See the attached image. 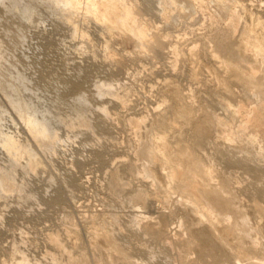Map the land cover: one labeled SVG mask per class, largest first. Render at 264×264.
I'll list each match as a JSON object with an SVG mask.
<instances>
[{
	"label": "rangeland",
	"instance_id": "374dc122",
	"mask_svg": "<svg viewBox=\"0 0 264 264\" xmlns=\"http://www.w3.org/2000/svg\"><path fill=\"white\" fill-rule=\"evenodd\" d=\"M79 1L70 9L61 0H0V180L11 186L0 190V264H23L22 257L24 264L219 260V251L211 254V247L196 243L204 227L196 226L166 170L144 155L165 124L176 127L173 138L201 155L212 184L247 218L249 239L241 237L232 212L231 227L225 224L234 252L260 259L264 97L235 78L227 76L226 86L217 81L207 57L224 59L246 37L252 16L264 34V0H123L135 26L145 30L141 41L131 25L120 28L113 17L95 22L86 12L88 0ZM247 63L263 83L264 65ZM238 104L244 111L260 108L261 133L247 123L244 135H237L241 114L233 118L228 106ZM186 106L205 125L204 134L193 123L176 121L175 110ZM217 121L226 123L224 129ZM28 122L43 136L31 138ZM147 166L154 178L143 173ZM142 217L152 218L147 223L154 229L144 227ZM187 228L196 238L192 250L183 245L192 238ZM221 259L214 264H232Z\"/></svg>",
	"mask_w": 264,
	"mask_h": 264
},
{
	"label": "bare ground",
	"instance_id": "6f19581e",
	"mask_svg": "<svg viewBox=\"0 0 264 264\" xmlns=\"http://www.w3.org/2000/svg\"><path fill=\"white\" fill-rule=\"evenodd\" d=\"M165 1L167 2L168 0H165ZM61 2L64 3L67 7H70V9H77L80 5L79 0H61ZM122 2H123V0H97V1L96 0H88V4L86 6V12H87V14L90 15V17L92 16V18H93V20H95V22L98 21V22H101L102 24L105 23V21L111 19V17H113V21H114L112 23H115L120 28H126L127 24H129V25H131L130 33L133 36H135L137 38V40H140V41L145 40V38H146L145 30L143 28H141L140 26H135V22L132 19L131 10L124 8L122 5ZM252 17H250L251 21H249V23H251V24L244 26V35H246V37L243 36V38L241 37L240 39L236 40L234 42L233 49H231L228 52V54L225 56L224 59L219 60V59H217V57L215 55H212V54H208L209 56L207 55L208 56L207 58H208L209 62H211L210 65H212V67L214 68V70H213L214 72H212V74H214L216 76L215 79H217V81L218 80L222 81L224 83V85L226 86V84L228 85L227 76L230 77V79L235 78L234 80L236 83L243 85V86H246L249 91L254 92L257 95H260V97L261 96L264 97V82L262 83L260 81L262 77L260 78V80H258L255 72H253L254 69L252 67L249 68L247 66H243L246 61H248V63H253V64L257 63V61H258V63L260 62V63H262V65H264V34H262V30H261V33L259 32L262 24H260V21L258 20V18H252ZM110 26H112V25H110ZM252 60H254V61H252ZM225 90H227L226 92H228L229 96L232 97L233 93L231 92V90L228 89V86L225 88ZM228 93H227V95H228ZM175 104H176V102H175ZM228 107H230V115L233 118L235 117V115L239 116V114H241V117L239 116V118H238V121L240 123V127L238 128L239 132L237 135H239V134L242 135L245 131H247V123H251L252 127L256 130V132H260L262 130L260 128V124H261V119H260V115H259L260 108H248L247 111H244L245 108L241 104H238L237 108H234V109H232L230 105ZM175 118H177L176 121L185 120L186 122L188 121V123L190 125L192 123L195 124L196 132L199 131L200 135L205 133V125H199L195 122V119L192 116V113H191L190 109L188 108V106H186L184 108L176 109L175 110ZM240 118H242V119H240ZM150 122H152V121H150ZM186 122H185V124H187ZM231 122H232V120H231ZM136 123H137L136 125L139 126L141 122L138 121ZM239 123H238V126H239ZM216 125L221 126V128L223 127V129H224V127L226 126V123L217 121ZM26 126H27L26 130H27L28 134L31 136V138L34 139L37 136H43V130L42 129L39 133L35 132V125L33 123L28 122V124ZM175 129H176V127L174 125L165 124L161 128V130H163V131L161 132V130H160L159 135L157 133L156 137H154L155 141L152 142V144L154 143V145L152 147H150L151 150L148 152V150H149L148 149L147 153L144 155L156 157L155 158L156 159L155 160L156 165L160 168V170H163V169L166 170V173H167L166 178L169 180V183L172 184L171 185V186H173L172 190L177 192V193H180L184 197V201H182V204L184 207H186L188 213L192 215L196 224H198L196 226L201 225L200 226L201 228L204 227V229H203L204 231H202V232L200 231L201 233L198 235L199 230H202V229L198 230L195 227V225H193L198 230L197 234L194 233V235H196V237L198 235V237H197L198 242H196V243L198 244V246H200V244H201V246L206 245L207 247H211L210 248L211 254H212L213 250H215L214 252L219 251V253L221 255L218 253L217 256L220 255L221 256L220 259L223 257V258H226L225 260H227V259L230 260L232 264H264V257H263L264 254L262 257L260 256L261 258L259 257L260 259H257V258L248 259L247 254H246L247 258L244 256L242 257V255H241L242 253L239 254L241 252V250L238 253L234 252L233 247L230 244V241H231L230 238L233 236V234H231L230 230L227 228L228 226L229 227H231V226L226 224V223H229L228 222L229 221V214H231V212H232V214H234L237 217L238 223L240 224V226L243 229L242 230L243 235L242 236L240 235V236L241 237L244 236V238L249 239L250 238V231L248 230V226H247V218L244 217L243 214L240 212V210H238L237 208L232 209V205H231V202H232L231 198L232 197L231 198L225 197L223 193L219 192V188H217L216 185L212 184L213 183L212 182L213 177H212V173H211L212 170L210 168H209L210 171L208 170V168H207V170L204 169L205 165L203 167V165L201 163V159L199 158V157H201V155L198 156L197 152L195 154H193L192 149H190L188 146L183 144L178 139V137L177 138L175 137L176 139L173 138L174 133H175L174 132ZM224 137H225V135H224ZM170 138L174 139L173 140V148L175 151L174 152L172 151L173 153H169L168 152L169 149L166 150V147L169 146L168 139H170ZM249 138H250L251 142H254V139H255L254 136H251ZM223 139H225V138H223ZM152 140H154V139H152ZM13 141L14 140H12V139L8 140V142H10L9 143L10 146H14L15 142H13ZM227 141H230V139L229 140L227 139ZM149 156H145V157L147 158ZM148 159H149V161L151 160L150 158H148ZM149 164H150V162H149ZM33 165L29 164V166H31V168ZM153 165H154V163H153ZM149 166H147L145 168L146 170L143 173L146 176H153V178H154V175H153L154 172L150 170L151 168L150 169L148 168ZM164 175L165 174H163V176ZM157 176H159V179H162V178H160V177H162V174H157ZM5 186L7 187V189L9 187L8 191H10L11 186L6 185L4 179L0 180V190L3 189V191L6 190V192H7V189ZM139 219H141V218H139ZM150 219H152V218H150V217H144L143 218L142 217L141 220H143V223H145V225H146V226L144 225V227L151 226V225H149V223H147V222H149L148 220H150ZM140 222L142 223V221H140ZM225 224L227 225V227L225 226ZM220 226H222V229H219V228H221ZM189 227H190V225H189ZM194 227H193V230H194ZM150 228L152 230L153 227H149V229ZM188 228H187V231H188ZM190 231H192V230H190ZM188 232H186V233H188ZM231 232H232V229H231ZM189 234H192V232H189L187 234V236ZM96 237H95V239H96ZM188 237H191V236H188ZM98 238L96 240H98ZM52 239L54 240V238H52ZM187 239H189V238H187ZM193 239H194V236L192 234L191 240L189 239L190 241L188 240L189 242H187V243L184 242L183 245L186 249H189L190 244H193V247H194V241H196V238L194 239V241H193ZM247 239H246V242H247ZM185 241H187V240H185ZM52 242L54 244V241H52ZM231 242H232V244H235L234 243L235 241L234 242L231 241ZM236 242H237V240H236ZM251 242H252V246H250V247L253 248V250H256L257 249V245H256L257 241H256V243L253 241H251ZM56 244H58V242ZM98 244H102V242H100ZM186 245L188 246V248ZM250 245H251V243H250ZM58 246H59V244L57 245V247ZM235 246L236 245H234V247ZM196 247H197V245H196ZM190 248H191V246H190ZM192 248L189 250H192ZM202 249L207 250L209 248L206 249L203 247ZM211 249H212V251H211ZM195 250H193V251H195ZM259 250H262V249H259ZM62 251H64V249ZM197 251H198V248H197ZM111 252H112V250H111ZM210 252L209 251L206 252L207 253L206 256H208V255L211 256ZM202 253H203V251H202ZM105 254H104V256H105ZM107 254H111V253H107ZM199 254H200V252H199ZM108 256H107V261L109 262L110 258H111L110 260L112 261L113 260L112 257H110V256L108 257ZM202 256H204V255H202ZM212 256H214V254ZM113 257H114V255H113ZM199 257H201V256H199ZM214 257H216V256H214ZM202 258L203 257H201L200 260H202ZM204 258H206V257H204ZM212 259H213V257H212ZM215 259H217V258H215ZM218 259H219V257H218ZM69 260H71V261H69V264H80V261H79L80 259H78L76 261V259L73 260V258H69ZM82 260H84V259L82 258ZM219 260H217L216 262H218ZM221 260L225 261L224 259H221ZM189 261L190 260L188 258L186 260V262L185 261L184 262L187 264H191V261L190 262ZM20 262L24 264L23 257H22V260ZM108 262H106V263H108ZM127 262L129 264V262H131V261L127 260ZM216 262L214 261V263H216ZM220 262H219V264H220ZM109 264H111V263H109ZM123 264H126V263H123ZM192 264H193V261H192Z\"/></svg>",
	"mask_w": 264,
	"mask_h": 264
}]
</instances>
